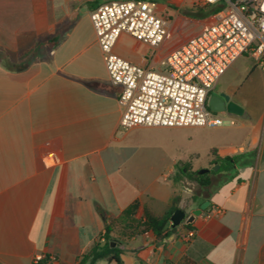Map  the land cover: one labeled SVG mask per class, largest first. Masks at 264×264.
<instances>
[{
    "label": "crops",
    "instance_id": "obj_1",
    "mask_svg": "<svg viewBox=\"0 0 264 264\" xmlns=\"http://www.w3.org/2000/svg\"><path fill=\"white\" fill-rule=\"evenodd\" d=\"M109 1L0 0V264H33L38 254L79 264L106 216L138 200L141 214L161 217L178 194L187 216L210 202L192 223L193 239L183 223L158 244L146 232L121 246L122 264H264V129L257 144L250 135L210 147L199 168L241 156L239 182L222 183L209 199L174 183L177 163L199 171V154L187 155L185 141H162L180 128L120 127V87L109 80L90 19ZM154 1L169 19L164 42L151 47L123 33L114 52L156 70L211 19L200 0ZM249 59L238 58L212 93L244 107ZM214 207L220 212L207 218Z\"/></svg>",
    "mask_w": 264,
    "mask_h": 264
},
{
    "label": "built area",
    "instance_id": "obj_2",
    "mask_svg": "<svg viewBox=\"0 0 264 264\" xmlns=\"http://www.w3.org/2000/svg\"><path fill=\"white\" fill-rule=\"evenodd\" d=\"M216 9L211 22L160 61L164 70L133 64L114 52L123 34L158 47L167 35L169 19L157 14L154 0H112L90 15L112 85L120 87V127H221L224 121L208 108L219 79L241 56L248 55L264 70V0H200ZM231 125L235 123L230 121ZM187 193L192 189L185 187ZM220 209L205 213L210 218ZM195 236L188 229L185 239ZM57 264L52 254H38L33 264Z\"/></svg>",
    "mask_w": 264,
    "mask_h": 264
},
{
    "label": "trees",
    "instance_id": "obj_3",
    "mask_svg": "<svg viewBox=\"0 0 264 264\" xmlns=\"http://www.w3.org/2000/svg\"><path fill=\"white\" fill-rule=\"evenodd\" d=\"M215 10L210 8L206 14H210ZM211 152L214 153L215 149H212ZM240 158L241 156L216 157L210 165L209 171L204 174L193 171L189 162L177 163L173 181L177 184L195 183L198 187L196 194H202L205 199H209L219 190L222 183L234 180L240 181L237 179V166ZM215 166H218L217 171H213ZM180 201L181 195L178 194L173 198L169 209L161 217H156L148 211L141 214L138 200L131 203L118 216H106L104 232L90 250L81 257L79 264H96V262L105 259L114 264H122L120 260L121 246L146 232H152L156 237V243H161L173 230L169 227L166 228V225L170 222L173 212L180 208ZM185 227L191 229L193 224H187ZM103 242L104 245H102ZM42 263L46 264V261Z\"/></svg>",
    "mask_w": 264,
    "mask_h": 264
},
{
    "label": "rangeland",
    "instance_id": "obj_4",
    "mask_svg": "<svg viewBox=\"0 0 264 264\" xmlns=\"http://www.w3.org/2000/svg\"><path fill=\"white\" fill-rule=\"evenodd\" d=\"M162 3V2H161ZM248 79L244 83L243 98L240 102L244 107L242 116H234L228 113H217L224 121L221 127H185L176 129L168 136H160L162 141L168 144V138L176 142L186 143V154L198 153L199 158L193 162L194 170H199L200 166L208 157V150L212 146H221L228 142L241 143L246 137H253V144L258 143L263 135L264 129V70L252 59L246 61ZM156 70H164L157 68ZM230 121L235 124L231 125ZM242 124L245 125L242 128ZM245 174H242V178ZM236 182L234 183V185ZM185 187L192 189V195L197 192L195 183L187 182Z\"/></svg>",
    "mask_w": 264,
    "mask_h": 264
},
{
    "label": "water",
    "instance_id": "obj_5",
    "mask_svg": "<svg viewBox=\"0 0 264 264\" xmlns=\"http://www.w3.org/2000/svg\"><path fill=\"white\" fill-rule=\"evenodd\" d=\"M208 108L210 111L214 113H228L234 116H242L244 114V109L231 100L230 96L225 93H213L210 95L208 99ZM218 166L213 168V171H217ZM209 169H201L199 170V174H204L208 172ZM210 205L209 200L204 201L199 208L193 210L190 215H186L185 211L182 209H177L173 212L170 222L166 225V228L171 227L175 228L180 224H192L195 219L202 215L203 211H205ZM103 243L102 245H104ZM123 249V247H121Z\"/></svg>",
    "mask_w": 264,
    "mask_h": 264
},
{
    "label": "flooded vegetation",
    "instance_id": "obj_6",
    "mask_svg": "<svg viewBox=\"0 0 264 264\" xmlns=\"http://www.w3.org/2000/svg\"><path fill=\"white\" fill-rule=\"evenodd\" d=\"M211 94H213V93H211Z\"/></svg>",
    "mask_w": 264,
    "mask_h": 264
}]
</instances>
